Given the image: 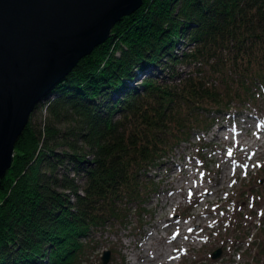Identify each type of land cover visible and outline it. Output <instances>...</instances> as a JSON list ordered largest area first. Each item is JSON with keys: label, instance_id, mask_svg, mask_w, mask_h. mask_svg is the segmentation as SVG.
<instances>
[{"label": "trees", "instance_id": "trees-1", "mask_svg": "<svg viewBox=\"0 0 264 264\" xmlns=\"http://www.w3.org/2000/svg\"><path fill=\"white\" fill-rule=\"evenodd\" d=\"M263 84L264 0H143L17 137L0 177V264H88L96 232L128 224L156 189L150 166Z\"/></svg>", "mask_w": 264, "mask_h": 264}, {"label": "rangeland", "instance_id": "rangeland-1", "mask_svg": "<svg viewBox=\"0 0 264 264\" xmlns=\"http://www.w3.org/2000/svg\"><path fill=\"white\" fill-rule=\"evenodd\" d=\"M177 66L182 71L189 67L183 61ZM260 92L244 104L232 105V116L221 115L208 131H195L150 166L156 191L147 194L143 208L131 205L128 224L96 232L88 264H105L103 250L110 247L106 264H264V195L255 194L264 193V165H259L264 152L249 158L255 142L264 143V123H255L261 120L256 117H264V91ZM37 107L34 116L39 120L47 109L45 104ZM233 118L241 121L237 148L228 142L234 132V123L228 122ZM59 125L65 127L68 121ZM200 133L211 139L210 144L196 143ZM254 195L258 199L252 203ZM217 246L222 250L214 256Z\"/></svg>", "mask_w": 264, "mask_h": 264}, {"label": "water", "instance_id": "water-1", "mask_svg": "<svg viewBox=\"0 0 264 264\" xmlns=\"http://www.w3.org/2000/svg\"><path fill=\"white\" fill-rule=\"evenodd\" d=\"M141 1L0 0V177L39 99Z\"/></svg>", "mask_w": 264, "mask_h": 264}, {"label": "bare ground", "instance_id": "bare-ground-1", "mask_svg": "<svg viewBox=\"0 0 264 264\" xmlns=\"http://www.w3.org/2000/svg\"><path fill=\"white\" fill-rule=\"evenodd\" d=\"M142 2H143V0H142L138 5H136L134 9H131L130 11L124 12L122 15L127 14V13H130L131 11H134L137 7H139V6L142 4ZM121 17H122V16H121ZM121 17H120V18H121ZM120 18H118L117 20H119ZM117 20H115L114 23H113V24L111 25V27L109 28L110 31H109L108 34L106 35V38L110 35L111 28H112L113 25L117 22ZM103 40H104V39H103ZM103 40H100V41H98L97 43H99V42H101V41H103ZM97 43H96V44H97ZM96 44H95V45H96ZM95 45H94V46H95ZM94 46L92 47V49L94 48ZM92 49H91V50H92ZM91 50H90V51H91ZM90 51H89V52H90ZM87 53H88V52H87ZM85 54H86V53H85ZM85 54H84V55H85ZM84 55H82L81 57H83ZM81 57H79V59L77 60V63H78V61L80 60ZM77 63H76V64H77ZM76 64H74L73 67H74ZM73 67H72V68H73ZM72 68H70L69 71H70ZM63 77H64V76H63ZM49 90H50V89H49ZM49 90H48V91H49ZM48 91H47V92H48ZM43 97H44V96H43ZM43 97H42V98H43ZM40 100H41V99H39V101H40ZM39 101L36 103V105L39 103ZM36 105H35V107L33 108V110L36 108ZM33 110H32V111H33ZM28 120H29V119H28ZM27 122H28V121H27ZM27 122H26L25 124H23L24 127L26 126ZM24 127H23V129H24ZM22 131H23V130H22ZM15 142H16V140H15ZM14 146H15V143H14ZM14 146H13V151H14ZM12 160H13V159H12ZM11 163H12V162H11ZM7 168H8V167H7ZM6 170H7V169H6Z\"/></svg>", "mask_w": 264, "mask_h": 264}]
</instances>
